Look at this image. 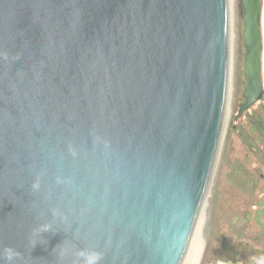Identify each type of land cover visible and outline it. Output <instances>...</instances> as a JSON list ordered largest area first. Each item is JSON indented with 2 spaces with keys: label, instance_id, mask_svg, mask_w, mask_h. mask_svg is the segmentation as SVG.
<instances>
[{
  "label": "water",
  "instance_id": "obj_1",
  "mask_svg": "<svg viewBox=\"0 0 264 264\" xmlns=\"http://www.w3.org/2000/svg\"><path fill=\"white\" fill-rule=\"evenodd\" d=\"M240 2L241 114L264 88L262 0ZM230 53L229 0H0V250L16 264H72L85 248L100 264H182Z\"/></svg>",
  "mask_w": 264,
  "mask_h": 264
},
{
  "label": "rangeland",
  "instance_id": "obj_2",
  "mask_svg": "<svg viewBox=\"0 0 264 264\" xmlns=\"http://www.w3.org/2000/svg\"><path fill=\"white\" fill-rule=\"evenodd\" d=\"M263 14L262 0L260 22ZM245 56L243 9L240 0H233L225 128L203 202V251L199 264L225 261L220 257L222 235L230 247L242 241L243 252L248 245L253 252H264V124H259L264 118V91L255 105L239 113L244 102ZM262 83L264 88V70Z\"/></svg>",
  "mask_w": 264,
  "mask_h": 264
},
{
  "label": "clouds",
  "instance_id": "obj_3",
  "mask_svg": "<svg viewBox=\"0 0 264 264\" xmlns=\"http://www.w3.org/2000/svg\"><path fill=\"white\" fill-rule=\"evenodd\" d=\"M34 187H38V185H34ZM52 231V225H45L40 228L38 233H34L36 236H42L43 233ZM42 241L40 239H36L32 241L33 247ZM66 255H68L67 249H62L60 252L61 259H63ZM74 259L72 260V264H100L103 256L102 253L93 248H85L80 249L72 253ZM21 253L15 250L12 247H5L0 250V264H16L17 260L20 258ZM252 264H264V255L261 256H253L251 258Z\"/></svg>",
  "mask_w": 264,
  "mask_h": 264
},
{
  "label": "bare ground",
  "instance_id": "obj_4",
  "mask_svg": "<svg viewBox=\"0 0 264 264\" xmlns=\"http://www.w3.org/2000/svg\"><path fill=\"white\" fill-rule=\"evenodd\" d=\"M233 0H229V4L231 7ZM263 8H264V0H263ZM264 15V14H263ZM261 25V33H262V43H263V55H262V61H263V70H264V19L263 21L260 22ZM230 74H231V62H230ZM230 85V84H229ZM229 91V89H228ZM227 110V108H226ZM225 120H226V113H225ZM224 128H225V123L223 127V133L221 137V141L223 139V134H224ZM220 150V149H219ZM219 154V153H218ZM205 203H203L201 207V214L198 217V221L196 223V229L195 232L191 236V240L189 242L187 251L185 253V256L183 258L182 264H199L201 256H202V251H203V245H202V235H201V225L204 219V214H203V209H204Z\"/></svg>",
  "mask_w": 264,
  "mask_h": 264
},
{
  "label": "flooded vegetation",
  "instance_id": "obj_5",
  "mask_svg": "<svg viewBox=\"0 0 264 264\" xmlns=\"http://www.w3.org/2000/svg\"><path fill=\"white\" fill-rule=\"evenodd\" d=\"M222 239H223V246L220 252V257L221 259L225 258V261H229L230 257H233V260L231 261H238L241 264H252L251 258L253 256H261V253H254L253 250L250 249L249 245L246 249H244V252L242 250H240L241 248H243L242 246L244 245V243L242 241H238L237 244L234 246L230 247L229 244L226 243V238L222 235ZM252 252L254 254H252ZM219 262V261H218ZM216 262V264L218 263Z\"/></svg>",
  "mask_w": 264,
  "mask_h": 264
},
{
  "label": "crops",
  "instance_id": "obj_6",
  "mask_svg": "<svg viewBox=\"0 0 264 264\" xmlns=\"http://www.w3.org/2000/svg\"><path fill=\"white\" fill-rule=\"evenodd\" d=\"M247 239V241H248V238H246ZM250 244V243H249ZM252 245H254V244H252ZM250 247V246H249ZM251 248V247H250ZM254 253H261L262 255H264V252H254ZM253 252H252V254H254Z\"/></svg>",
  "mask_w": 264,
  "mask_h": 264
},
{
  "label": "trees",
  "instance_id": "obj_7",
  "mask_svg": "<svg viewBox=\"0 0 264 264\" xmlns=\"http://www.w3.org/2000/svg\"><path fill=\"white\" fill-rule=\"evenodd\" d=\"M259 124H264V118L261 121H259ZM257 152L260 153L258 150Z\"/></svg>",
  "mask_w": 264,
  "mask_h": 264
}]
</instances>
